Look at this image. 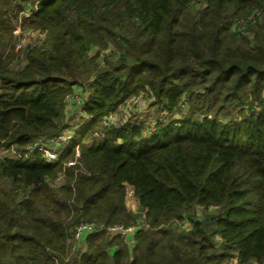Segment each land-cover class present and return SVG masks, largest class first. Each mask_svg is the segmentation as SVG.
I'll return each instance as SVG.
<instances>
[{"label": "trees", "instance_id": "1", "mask_svg": "<svg viewBox=\"0 0 264 264\" xmlns=\"http://www.w3.org/2000/svg\"><path fill=\"white\" fill-rule=\"evenodd\" d=\"M0 146V264H264V0H0Z\"/></svg>", "mask_w": 264, "mask_h": 264}, {"label": "rangeland", "instance_id": "2", "mask_svg": "<svg viewBox=\"0 0 264 264\" xmlns=\"http://www.w3.org/2000/svg\"><path fill=\"white\" fill-rule=\"evenodd\" d=\"M25 13V12H23ZM28 14V13H26ZM23 15V14H21ZM39 29H33V28H21L20 25L16 26L15 29V35H16V45L17 47L20 45H24L27 43H33V44H37L40 43L43 39H45V32L39 33L38 32ZM96 47L92 46V50L95 52ZM104 53V50H103ZM185 110V108H183L181 106V109L179 110H175L174 116H178L180 113H182ZM149 114V116H153L156 115V109L155 107L150 106L147 103V99L145 97V95L143 93L139 94L138 96L132 98V99H128L126 101V103L120 108V110L115 114L116 115V119L115 122H117L118 120H126L128 117H133L135 115H137L140 119H146V115ZM73 121V119H72ZM148 123V122H147ZM71 128H73L71 126ZM15 154L13 152V150L5 148L4 146H0V157H14ZM132 190V188L128 185L127 186V191H129L128 193L126 192V206L135 211L137 208V201L133 195V193H130V191ZM186 226V222L183 223ZM111 234V233H109ZM111 235H122L120 233H114ZM124 238H126V236L122 235ZM129 242V245H131L132 243ZM84 239L80 240V241H75L73 239V236H71L70 238V244H69V250H68V254L69 256L71 255H75L78 253L79 250H82L84 248Z\"/></svg>", "mask_w": 264, "mask_h": 264}, {"label": "built area", "instance_id": "3", "mask_svg": "<svg viewBox=\"0 0 264 264\" xmlns=\"http://www.w3.org/2000/svg\"><path fill=\"white\" fill-rule=\"evenodd\" d=\"M39 33H42L44 31L38 30ZM33 44V43H32ZM82 94L80 91H76L74 93L69 94L67 97L70 100L81 102ZM116 115L115 113H110L109 116L106 119V123H115ZM74 134L73 128L70 126L64 127L62 131L55 137L47 138L45 140H42L40 142L35 143L31 150L35 151L37 150L40 152L42 157L48 161V162H56L58 160V149L60 148L61 144L63 142L68 141L71 136ZM79 155V149L78 146L75 147V159L67 161L68 164H74L76 162V157ZM129 191H127L128 193ZM130 193H133L131 190ZM101 225L96 224L93 221H81L79 222L72 232L73 239L75 241H80L86 237L89 233L92 231H95L98 228H101ZM105 229L108 233L114 234V233H120L124 236H126L127 240L130 241V243H133V233L136 229L135 225H123L120 223L112 224L105 226Z\"/></svg>", "mask_w": 264, "mask_h": 264}, {"label": "crops", "instance_id": "4", "mask_svg": "<svg viewBox=\"0 0 264 264\" xmlns=\"http://www.w3.org/2000/svg\"><path fill=\"white\" fill-rule=\"evenodd\" d=\"M65 110L67 112V115L71 112H76V108L74 106L72 107L71 104H67Z\"/></svg>", "mask_w": 264, "mask_h": 264}, {"label": "water", "instance_id": "5", "mask_svg": "<svg viewBox=\"0 0 264 264\" xmlns=\"http://www.w3.org/2000/svg\"><path fill=\"white\" fill-rule=\"evenodd\" d=\"M139 209H141V207H139Z\"/></svg>", "mask_w": 264, "mask_h": 264}]
</instances>
